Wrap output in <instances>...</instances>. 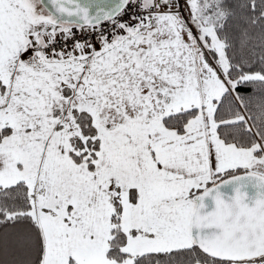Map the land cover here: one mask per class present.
I'll return each instance as SVG.
<instances>
[{
    "label": "snow or ice",
    "instance_id": "1",
    "mask_svg": "<svg viewBox=\"0 0 264 264\" xmlns=\"http://www.w3.org/2000/svg\"><path fill=\"white\" fill-rule=\"evenodd\" d=\"M0 264H264V0H0Z\"/></svg>",
    "mask_w": 264,
    "mask_h": 264
},
{
    "label": "water",
    "instance_id": "2",
    "mask_svg": "<svg viewBox=\"0 0 264 264\" xmlns=\"http://www.w3.org/2000/svg\"><path fill=\"white\" fill-rule=\"evenodd\" d=\"M222 193L225 195V196H229L232 194V186L231 185H228V186H224L222 187L221 189ZM247 194L251 197V196H254L255 194V190L254 189H247Z\"/></svg>",
    "mask_w": 264,
    "mask_h": 264
}]
</instances>
